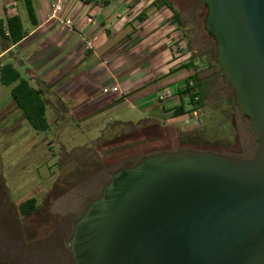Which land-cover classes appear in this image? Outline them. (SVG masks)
Segmentation results:
<instances>
[{
	"label": "rangeland",
	"instance_id": "1",
	"mask_svg": "<svg viewBox=\"0 0 264 264\" xmlns=\"http://www.w3.org/2000/svg\"><path fill=\"white\" fill-rule=\"evenodd\" d=\"M167 1L179 27L161 0L145 2L146 32L134 31L116 54V78L128 86L116 108L81 122L63 108L52 110L49 129L38 132L13 102L12 86L0 83V264H76L69 242L77 222L118 170L145 156L191 150L248 160L257 152L256 135L216 63L215 41L204 28L206 7L200 0ZM172 68L176 74L168 73ZM195 72L207 89L203 105L182 99L199 111V128L193 114H173L182 102L178 90L196 91L195 81L186 83ZM145 99L154 107L139 108ZM185 118L189 130L182 132ZM31 198L37 209L23 216L19 205Z\"/></svg>",
	"mask_w": 264,
	"mask_h": 264
},
{
	"label": "water",
	"instance_id": "2",
	"mask_svg": "<svg viewBox=\"0 0 264 264\" xmlns=\"http://www.w3.org/2000/svg\"><path fill=\"white\" fill-rule=\"evenodd\" d=\"M216 63L259 148L164 152L118 170L79 219L76 264H264V0H200Z\"/></svg>",
	"mask_w": 264,
	"mask_h": 264
},
{
	"label": "crops",
	"instance_id": "3",
	"mask_svg": "<svg viewBox=\"0 0 264 264\" xmlns=\"http://www.w3.org/2000/svg\"><path fill=\"white\" fill-rule=\"evenodd\" d=\"M32 1L36 25H32L23 0H0L6 34L5 20L10 16L19 17L24 34L16 44L0 37V68L12 64L32 87L42 90L47 118L49 111L62 112L63 108L74 121L81 122L110 106L116 108L128 87L124 77L116 78V54L132 41L134 31L146 32L148 18L139 21L137 16L147 12L154 0ZM57 2L63 4L64 11L53 18ZM90 16L92 24L87 22ZM67 19L72 21L70 27L64 23ZM175 69L168 73L176 74ZM116 86L122 94L103 93L104 88ZM148 100L138 107H154Z\"/></svg>",
	"mask_w": 264,
	"mask_h": 264
},
{
	"label": "trees",
	"instance_id": "4",
	"mask_svg": "<svg viewBox=\"0 0 264 264\" xmlns=\"http://www.w3.org/2000/svg\"><path fill=\"white\" fill-rule=\"evenodd\" d=\"M82 1L91 2L92 0ZM155 1L156 0H154V2ZM161 1L173 12V22L175 21V25L179 27L178 15L173 11L170 3L167 0ZM23 2L27 9L32 25H36L37 21L33 1L23 0ZM145 18V12L137 16L139 21H144ZM5 23L8 28V35L6 34L4 22L0 20V37L5 40H10L13 44L18 43L24 37V34L22 33V23L19 17H7ZM221 75L223 76L222 72ZM192 80L196 83V91H194V86L190 87L187 85L185 88L179 89L178 93L181 99L185 95H188L192 102H194L195 98L198 97L199 101L197 103L199 106H202L207 89H205V86L198 81L197 72L190 76L186 83L189 84V82ZM0 83L4 86H12L11 96L15 105L22 111L24 118L34 130L38 132H45L49 129L50 125L46 115V101L43 98L42 90L32 87L30 82L25 79L12 64H5L0 68ZM186 113V105L184 103V99H182V103L174 109L173 114L174 117H179L185 115ZM36 209L37 201L35 198L28 199L19 205V211L23 216L32 214Z\"/></svg>",
	"mask_w": 264,
	"mask_h": 264
},
{
	"label": "built area",
	"instance_id": "5",
	"mask_svg": "<svg viewBox=\"0 0 264 264\" xmlns=\"http://www.w3.org/2000/svg\"><path fill=\"white\" fill-rule=\"evenodd\" d=\"M63 11H64V6H63V4H62L61 2H57V3H55V4L53 5L52 17H53V18H58V16H59L61 13H63ZM87 22H88V23H91V24L94 22L91 16L87 18ZM64 23H65L67 26H69V27L72 25V21H71V19H67L66 21H64ZM191 86H192V84H191ZM110 92H118V88H117V87H114V88H112V89H108V88H104V89H103V93H104V94H108V93H110ZM190 101H191V100H190ZM198 101H199V98H198V97L195 98L194 102L197 103ZM186 107H187V106H186ZM186 110H187V114H193V118H194V121H195V127H196V128L201 127V126L203 125V121H202V118H201V115H200L199 111H197V110L193 107V105L189 106L188 109L186 108ZM185 115H186V114H185ZM165 123H166V122H165ZM164 125L166 126L167 124H164ZM189 125H190L189 120H188L187 118H185V119L183 120V122H181V124H180V126H179L180 131H182V132H187V131L189 130Z\"/></svg>",
	"mask_w": 264,
	"mask_h": 264
},
{
	"label": "flooded vegetation",
	"instance_id": "6",
	"mask_svg": "<svg viewBox=\"0 0 264 264\" xmlns=\"http://www.w3.org/2000/svg\"><path fill=\"white\" fill-rule=\"evenodd\" d=\"M242 114H243V113H242ZM35 211H36V210H35ZM35 211H34V212H35ZM34 212H33V213H34ZM30 215H31V214H30ZM27 216H28V215H27ZM70 241H71V240H70ZM69 243H70V242H69ZM69 247H70V246H69ZM70 250H71V249H70Z\"/></svg>",
	"mask_w": 264,
	"mask_h": 264
}]
</instances>
